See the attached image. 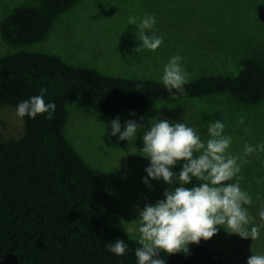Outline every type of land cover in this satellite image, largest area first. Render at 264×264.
<instances>
[{
	"label": "trees",
	"instance_id": "trees-1",
	"mask_svg": "<svg viewBox=\"0 0 264 264\" xmlns=\"http://www.w3.org/2000/svg\"><path fill=\"white\" fill-rule=\"evenodd\" d=\"M78 2L21 5L4 20L3 37L21 45L43 41L56 20ZM223 6L224 15L232 13L233 8ZM202 13L196 21L206 26ZM215 13L214 25H225L221 13ZM216 35L211 40L219 38ZM202 47L192 46L195 55H208ZM234 63V70L225 73L202 69L173 94L192 100L228 96L253 107L263 103L264 60L245 54ZM41 89H47L46 103L56 105L51 119L47 114L25 116L20 138L5 140L0 131V264H137L135 249L141 245L129 233L98 171L65 135L67 105L76 101L99 115H112L143 111L170 98V93L162 80L105 74L56 53L20 50L0 56V107L17 108ZM118 239L128 245L123 256L106 247ZM160 258L167 264H225L220 253L203 243L187 255L161 252Z\"/></svg>",
	"mask_w": 264,
	"mask_h": 264
},
{
	"label": "rangeland",
	"instance_id": "rangeland-1",
	"mask_svg": "<svg viewBox=\"0 0 264 264\" xmlns=\"http://www.w3.org/2000/svg\"><path fill=\"white\" fill-rule=\"evenodd\" d=\"M41 2L0 0V56L20 50L56 53L72 64L93 67L105 74L159 80L173 55L183 58L187 80L200 75L202 69L216 73L233 71L234 61L245 54L264 60V0H79L56 20L45 40L29 45L7 42L2 32L4 20L21 5H40ZM207 2L212 6L206 7ZM224 3L233 8L232 13L224 15ZM202 8L209 13H202ZM196 9L206 19V26L196 21L199 19V12L194 14ZM215 12L225 18V25H214L218 22L214 21ZM151 14H155L157 23L147 34L163 37L164 43L156 51L145 49L137 54L133 49L140 43L136 36L138 27L130 25L129 18L136 17L139 23ZM213 33L219 38L211 40ZM197 45H202L201 50H207L208 55H195L192 46ZM67 107L66 137L100 174L133 238L139 240L140 237L136 221L139 210L146 204L154 205L165 199L164 192L170 187L163 180L148 177L145 169L150 166V160L140 152L144 147L143 132L160 119L183 122L197 130L204 141L210 138V122L219 120L225 125L223 135L232 138L228 152L241 157L238 182L252 199V204L246 207L254 223L264 225L259 217L264 210V152L244 154V145L264 144V102L253 107L228 96L193 100L175 97L165 98L143 111L127 110L112 115H99L76 101L69 102ZM16 110L11 105L0 107V131L5 140L24 134L25 119L19 117ZM117 118L122 131L129 120L143 124L145 129L132 140L122 141L118 135H111V121ZM183 163L178 162L172 169L177 176ZM145 178L151 187L144 184ZM200 183L193 178L186 187ZM200 243L220 253L225 264H247L252 254L264 255V227L255 241L241 239L220 227L216 236ZM194 245H189V249Z\"/></svg>",
	"mask_w": 264,
	"mask_h": 264
},
{
	"label": "clouds",
	"instance_id": "clouds-1",
	"mask_svg": "<svg viewBox=\"0 0 264 264\" xmlns=\"http://www.w3.org/2000/svg\"><path fill=\"white\" fill-rule=\"evenodd\" d=\"M156 23L155 14L146 15L139 23L136 17L129 18V24L138 27L136 36L140 43L134 52L156 51L162 46L163 37L147 34L154 30ZM182 59L180 55H173L163 69L162 83L171 99H175L173 90L180 92L187 83L188 73L182 67ZM46 92L47 89H41L39 95L21 101L17 105V115L35 119L38 115L47 114L51 119L56 105L46 103ZM111 128V135H118L122 141L132 140L141 129H145L143 124L129 120L122 131L119 118L111 121ZM224 130L225 125L221 121L210 122V138L204 141L197 130L185 123L160 119L143 132L144 147L140 152L150 160L145 171L152 180H163L170 187L164 192L165 199L154 205L146 204L138 212L136 221L141 246L135 249L137 264H167L160 258L161 252L168 256L181 252L187 255L189 245L211 240L220 227L241 239L255 241L260 237L264 225H256L246 207L252 204V199L238 182L241 157L229 154L232 138L223 135ZM257 151L264 152V144L244 145L245 156ZM181 161L185 163L177 176L172 169ZM193 178L200 181V185L186 187ZM143 182L151 187L147 178ZM259 217L264 221V210L260 211ZM106 247L118 256L128 251V245L122 239L110 242ZM247 264H264V255L252 254Z\"/></svg>",
	"mask_w": 264,
	"mask_h": 264
}]
</instances>
